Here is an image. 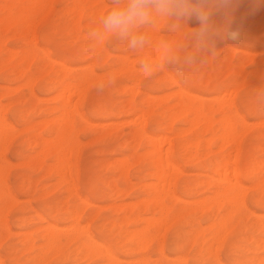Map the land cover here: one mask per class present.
Returning <instances> with one entry per match:
<instances>
[{"label":"bare ground","instance_id":"bare-ground-1","mask_svg":"<svg viewBox=\"0 0 264 264\" xmlns=\"http://www.w3.org/2000/svg\"><path fill=\"white\" fill-rule=\"evenodd\" d=\"M28 1L29 4H23V6L20 4L12 5L6 2L0 6V9L5 12L1 14L4 16L0 18V33L1 31L5 32L12 28L30 33V38L28 37L29 41L26 42L28 46L22 54H19L18 51H14V49L6 50L9 59L7 58L8 60L6 59V62L0 63V72H3L5 68H11L10 66L15 64L12 63V60L16 58L19 61L27 60V62L32 58H43L45 60V64H42V66L44 65L43 77L48 75L47 72L53 69V64H57L58 67L56 66L57 69L54 73L56 78L55 80L53 79L54 81L52 80L54 84L52 87L49 86L47 90L52 88L55 92L53 93L55 94L53 98L57 104L54 106L52 105V107H54V110L58 113L54 114L55 117H50L52 119L43 118L44 120L42 119V121L37 123H23L22 132L28 134L26 143L33 148V151L31 150L32 153L26 157L23 165H28L29 169L32 167L35 168V170L39 169L42 172L44 171L43 173L45 174H54L58 184L57 185L55 182L54 185H65L69 193L68 196L74 195L80 202L72 208L68 206L62 207L57 203L52 205L49 204L50 206L45 205L46 207L44 206L45 208L42 212L46 213L50 218L46 219L42 213H36L34 216H36L40 224L35 228L32 227V231H30L31 228L27 230L28 232L22 233L21 246L18 248L13 245L6 246L5 250L9 264H45L50 259H57L62 262L84 259L92 264L98 259L101 261L97 264H188L187 254L182 253V249L186 244L188 247L190 246L194 249L192 261L196 264L200 261H203L204 264H264V116L260 115L257 109H254L253 105L255 106V103L249 101L250 107H248L247 111L255 120L250 127V123L245 116L236 108V98L241 90L239 87H244L248 84L256 89L264 85V61L261 60L262 62H258L261 64L260 69H258L257 74L249 81H246L243 75L241 76L243 71L240 70L241 67L239 64V67L238 65L230 66L229 69L231 72H235L238 76L240 75L237 79H234L236 81L234 86L238 85L239 87H235L233 91H230L231 87L229 90L224 88L223 91L221 90V93H218L219 95H210L211 97L196 94L191 87L182 85L172 74L163 70L164 73L167 74L171 85L174 84L176 88L170 90V92L163 96L157 95L158 97H152V95L150 96L144 93L140 104H138L141 106L135 107L137 104H134L135 96L141 92L138 82L122 83L119 89H121V92L128 95L126 99V101H128L127 104H129L132 109L135 108L133 113H135L136 118L132 121L135 123L136 127L131 133L132 136L129 135L130 144H132L134 148L129 154L126 155L121 153L117 159H113L108 169H110L111 174H115V176L117 174L119 178H124V182L128 184L127 174L130 163H132L129 159L132 157L138 165L148 161L149 168L146 172L151 180L148 182L144 177H141L135 183V185L139 186L141 191L140 195H137L136 200L105 204L104 206L106 207V205H108L107 208L111 209L112 213L101 222L96 223L95 221L94 223V220H96V211L94 212L95 214H91L89 219L93 225V231H91V225L87 224L89 220L87 219L88 221L86 223L82 222L83 214L81 212L83 208H85L83 206H89L91 203L81 198L76 190L78 170L76 161L73 159L77 155L76 148L77 144H79L76 138V124L79 121L82 126L89 127L90 123L79 112L76 103L84 97L86 86L94 81L110 79L117 74L132 77L141 73V71L137 70V68L132 65L134 57L131 61V59H129L130 57L127 58L122 55L124 57H122L118 67L110 68L106 74H101L102 76L100 75V77L97 75L99 78L94 77L96 74H94L93 66L95 64L97 65L99 61L102 62L104 60L101 58L103 46L101 44L96 46L94 50L90 52L87 51V32L89 28L97 24L102 17L103 12L101 14L96 8H101L106 3L98 6L96 4L100 5L102 0L98 2H92L91 0H72V6H69L70 8H68L67 12L73 14V20L71 21L70 29H65L64 32L70 31L72 34L74 33L73 36L76 38L84 36L85 42L82 46V50L88 52L94 59L93 63H87L90 65H87L84 73L81 75H74L72 78L70 77L71 79L69 78L70 80L66 79V76L73 72L74 68L66 62L52 59L34 41V29L40 18L36 17V7L39 6L43 8L44 13L42 16H44L50 9L51 0ZM236 4L237 0H232V3L226 7L219 6L224 12L225 20L232 15ZM94 5L97 7L94 8ZM84 18H89L90 21L84 26L87 31L82 35L79 22ZM218 19L219 15L217 14L213 16L212 21L216 23ZM166 22V20H162L158 27L150 32V39H157L159 36V29ZM183 26L184 28L187 26L186 20L183 21ZM234 30L239 32V37H242L244 34L242 26H237ZM2 44V37L0 36L1 52L3 51ZM226 48L233 53L237 51L234 45L227 44ZM104 50L106 51V49ZM241 51L244 56L254 54L253 52L251 53V50L247 49H241ZM107 53L104 54V56L110 55ZM141 53L142 57L149 56L153 59H158L159 48L158 46H150L145 48ZM218 64L220 65V63ZM16 67L20 68L16 70V68L13 67L15 68L14 73L23 78L24 84L31 89L30 87L35 77L33 78V76L28 74V70L25 68L26 66L21 67L17 65ZM217 72L218 67H212L206 79L208 80L212 74H216ZM196 78V80L201 82L204 78L203 72H198ZM87 79L90 80L86 82ZM5 80L10 81V78ZM161 80L163 81L164 79ZM161 80H159L160 83L162 82ZM129 81L131 82L132 80L130 79ZM187 81H190V79ZM192 81L195 80L192 79ZM17 85L19 86V84ZM203 86H205V83ZM252 89L253 88L250 89V92ZM53 94L51 95L52 100ZM1 95L2 94H0V96ZM75 98L76 103H73V99ZM170 100L175 101L174 104L172 103L173 105H171V103H169L171 106H167L163 111L159 112L158 107H163L162 101H166L167 103V101ZM209 101L211 102L209 103ZM0 104V246H2L6 237L10 235L11 232L5 217L6 212L9 208L16 205L18 199L13 194L7 182L6 172L8 171L9 163L4 156H2V148L6 145L5 143L6 141L8 142L10 136L12 134L14 135L15 128L2 113L5 111L6 107L3 108L2 103ZM1 108L4 110L2 109V111ZM103 109L101 110L103 111ZM101 110H98V113ZM105 110V112H107V109ZM111 110H113V108H111ZM22 116L21 111L16 112V117L21 118ZM180 118L186 123V128H175L174 122ZM153 119L157 121L158 129L148 132L143 126L147 121ZM112 126L114 125L112 124ZM160 127H163V130H166V132H160ZM19 130L18 128L17 131ZM44 130L49 131V137L41 135V132ZM248 131H253L258 138V140L252 144L251 148L253 150H259L263 155L246 152L241 160L239 142L241 136ZM168 133H171V135ZM204 134L207 136H203ZM255 135L253 136L255 137ZM217 143V146H219L218 155L211 163L212 166L210 168L208 167V173L202 174L199 172L196 178L193 177V180L189 179L185 181L184 184L181 185L180 190L177 191V179L184 172L176 161L175 156H178L183 163H192L201 156L211 154L213 152L212 147ZM144 144L146 147H144V151H141L140 148H142ZM227 145L234 146V151L236 150V155L234 157L230 156L232 152H226L231 151L225 150ZM234 153L235 152H233L232 155H234ZM50 156L53 158V161L48 164V162L46 163V158ZM24 180L26 181V179L20 180L21 183L19 184L20 188L23 189L24 186H27L23 182ZM127 184L123 187H119V184L113 186L110 184L112 187V195L116 197L123 195L127 189L129 190ZM201 186L211 191V194L207 196L204 195V197L201 196V198L196 196V198L192 197L194 191ZM27 189L29 190V188ZM49 189L42 190V194L47 195L51 190ZM189 196H191V198L187 199ZM248 196L250 200L258 206V210L252 211L248 209L246 205V198ZM79 205H82V209ZM102 206L99 205V208L101 207L102 209ZM98 209L96 210L98 211ZM209 212H211V214ZM196 213L200 215L209 213L210 220L205 227L199 224L198 221L200 220L196 219ZM148 214H151V216ZM64 215H67L66 218H69L70 222L66 225H60ZM16 219H18V224L20 225H23L28 220L19 217ZM248 219H250L251 222L249 226L244 227L243 222ZM174 224H180V228L176 230L172 240H169L170 252L175 255L174 257H169L170 255L167 256L164 254L165 250L163 251V248L165 245L162 246V239L166 229ZM95 232H97V234ZM205 232L208 233V237H204ZM229 238H231V240L228 241L227 244L228 256L225 263H223L218 257V252L225 246ZM157 239L158 247L155 249L157 250V257L151 259L147 254V250ZM166 243L167 241L165 244ZM20 252L25 254V256L19 257L18 254H20ZM120 254L132 258H129L130 260H126L127 258L122 260L119 257ZM136 254H138V256H136ZM134 256H136V258H133ZM5 262L3 261V264ZM0 264H2L1 258Z\"/></svg>","mask_w":264,"mask_h":264},{"label":"rangeland","instance_id":"rangeland-1","mask_svg":"<svg viewBox=\"0 0 264 264\" xmlns=\"http://www.w3.org/2000/svg\"><path fill=\"white\" fill-rule=\"evenodd\" d=\"M91 1L98 2L99 0H91ZM5 2L10 3L12 5L20 4L21 6H23V4H26V5L29 4L28 0H0V6L1 4ZM72 3H73L72 0H51L50 9L48 13L44 16H42V14L44 13L43 8H40L39 6L36 7V17L37 18L40 17V18L38 19L37 25L35 26V29H34V41L38 44L40 48H42L52 59H55L61 62H66L72 68H74L75 72L73 71L69 73L70 75L68 74L66 76V79L68 80H70L72 76L74 75H78V74L81 75L82 73H84L87 65L88 66L90 65L87 63H93V59H94V57L91 56L88 52L82 50V46L85 42V39L83 38L84 36L82 35H84L87 31L86 27L84 26L86 25L88 21H90L89 18H84L79 22L80 32L82 34L81 35L82 37L79 36L76 38L75 36H73L74 33L72 34L70 31H67L66 33L64 32L65 29H70L71 21L73 20V17H72L73 14H71L70 12L69 13L67 12L68 8H70L69 6H72ZM103 4L105 5L102 6L101 8H96V10H99L101 14L103 12L102 16L106 14L107 11L109 10L110 0H102L100 5L99 4H96V5L101 6ZM95 7L97 6L94 5V8ZM4 13L5 12L0 9V16H1L0 18L4 16V15H1ZM217 14L219 15V19L216 21L215 24L223 25L227 23L232 30L237 28V26L243 27L244 34L242 35V37L240 36L242 41L240 37L236 41L217 39L216 49L219 51L218 56L216 58H210L207 64L203 65L198 70L193 72L188 78L190 79V81H187L188 79L184 80V79L177 77V75L175 74V68L171 66L165 69L167 72L172 74V76L175 79H177L179 83H181L182 85L191 87L196 94L205 96V97H209L210 95H213V96L219 95L218 93L219 92L221 93L224 88H227L229 90L231 87L230 91H233L235 87L236 88L239 87L238 85L234 86V84L236 83L234 79H237L240 75L238 76L235 72L234 73L231 72L229 69L230 66L232 65L236 66L239 64L240 67L242 68V69L240 68V70L243 71V74H241V76L243 75L245 80L249 81L257 74L258 69H260L261 64H259L258 62L261 60L264 61V0H237V4L233 10V13L227 20L224 19V12L220 9L219 6L214 7L211 20H213V16ZM166 23L161 26L160 28L161 30L159 29L158 31L159 36L157 37V39L155 40L150 39V44L147 47L158 46V42L162 37L167 38L170 35L167 29L165 28ZM186 25L187 26H185L184 28L185 32H188L192 29H197L200 26L199 21L197 20L195 16H192L191 18L186 19ZM244 25H247V26H244ZM185 32L178 33L176 34L175 37H172V38L178 41H183L185 39ZM1 33H0V36L2 37L3 51L2 52L0 51V63L6 62L9 59L8 58L9 56L6 50L14 49V51H18L19 54L20 53L22 54L26 50L25 48H27L28 46V43L26 42H28L30 38L29 32H26L27 33L26 35L24 30L21 31L20 29L12 28L5 32L1 31ZM187 44H188V47L190 48L191 41L190 40L187 41ZM225 44L236 46L237 51H235L234 53L231 51H228ZM102 46H103V51L105 53L102 51L101 58L104 60L102 62L99 61L97 65L95 64L93 66L94 74H96L94 77H98V76L100 77L101 74L102 75L106 74V72H108L110 68L112 67H118L121 62L122 57L124 56H126L127 58L130 57L129 59H131V61L134 57L135 60L133 59L132 65L135 68H137V70H140L138 65L142 57V53H133L131 51H128L126 46L117 44L116 42L111 41V40L104 43V45L102 44ZM104 49H106V51ZM241 49L251 50V53L253 52L254 54L244 56ZM107 52L110 55L104 56V54H106ZM17 60H18L17 58L13 59L12 63L13 64L15 63L21 67L26 66L25 68L28 70V74L30 76H33V78L35 77V80L30 87L31 89H29V87L24 84V79L16 75V73H14L15 68L16 70L20 68V67L19 68L16 67L17 65L15 64L10 66L11 68H8V69L5 68L3 72H0V94H2L0 96V103H2L3 108L6 107L5 111L2 113L5 115L7 120L15 128L14 135L12 134L10 136V139L8 140V142L6 141L5 143L6 145L4 144L5 146H3L4 148H2L3 150L2 156H4V158L9 163V166L7 169L8 171L6 172L7 182L11 190L13 191V194L18 199L16 205L9 208L5 216L8 226L11 229V232H10V235L6 237L4 244L0 246V258H1L2 264H3V261L5 262L6 260L7 261L4 264H9V260H8V257L6 255V250H5L6 246L13 245L14 247H17V248L20 247L21 242H22L21 240L22 233H26L28 232L27 231L28 229H31L32 227L35 228L37 225L40 224L36 216H34L36 213H42L43 216L46 219H48L50 218V216L42 212V210L46 206H50L52 204L57 203L61 205L62 207L68 206L69 208H72L76 204H79L80 202V200L77 199L74 195L68 196L69 193L66 190L67 187L65 185L57 186L58 184L56 182V177L54 174H48V173L45 174L43 173L44 171L42 172L39 169L35 170V168H32V167H30L29 169L28 165L26 166L23 165V162L26 159V157L30 155L33 151L32 146L26 143L28 134L25 132H22L24 124L26 122L37 123V122L42 121L43 118L52 119L53 116L55 117L54 114L58 113L56 110H54V107H52V105L54 106L57 104V102L53 98L55 95L53 93L55 92L52 88L50 90H47L49 86L52 87L54 84L53 81L56 78L54 73L58 65L53 64L52 65L53 69L47 72L48 75L43 77L44 65L42 66V64H45V60L43 58H37V57L32 58L30 61L28 60L29 64L27 60H22V61H19V60L17 61ZM216 63L217 64L220 63V65L219 64L217 65ZM211 66L212 67L217 66L218 72L216 74H212L210 78L207 80L206 78L208 77L210 69L212 68ZM200 71H202L204 74V78L201 80L202 83L199 82V80H196L197 79L196 75ZM226 71L228 72V75ZM165 74L166 73H164V71H158L151 77H146L142 72L132 77H128L122 74H117L115 76H112L110 79L103 80L105 83H107L109 80L112 81V83L108 87L105 88L104 92L99 93L96 90L98 83H100L102 80L94 81L88 84L89 86L88 85L86 86L85 95L82 98V100L76 103V98L73 99V103L74 102L76 103V106L79 112L90 123L89 127L82 126L79 121H78L79 124L78 122L76 124V127H77L76 138L78 140L77 143L79 144H77V148H76L77 155L75 154L76 156L75 158H73L76 161V166L78 170V177L76 179V186H77L76 190L78 194L81 196V198L86 199L91 203L89 206H83L85 208H83V211H81L83 214L82 222L86 223L90 219V215L95 214L94 213L95 211H96V214H95L96 220H94V223L95 221L96 223L101 222L102 220H104L107 216H109L112 213L111 209L107 208L108 205H106V207L104 206L105 204L120 203V202H125V201L129 202V200L130 201L136 200L137 195H140L141 191L139 189V186L135 185V183L141 177H144L146 181L148 182L149 180H151L148 173L146 172L149 168L148 161L143 162L142 164L140 163V165H138L136 164L135 159L133 160L132 157L129 159V161H131L133 164L130 163V166H129V170L127 174L128 184L124 182L125 180L124 178L122 177L119 178L117 174L116 176L115 174H111L110 173L111 171L108 168L110 167L109 164L113 161V159L114 160L115 158L117 159V157H119L121 153H124L126 155L129 154V152L132 151L134 148V146L130 144V136H132L131 133L135 130L134 128L136 127L135 123H133L132 121L133 119L136 118L135 113H133L135 108L132 109L129 106V104H127L128 101H126V99L128 95L124 94V92H121V89H119L121 84L122 83L124 84V82L125 83L126 82L127 83L138 82L141 92L135 96L134 104L137 103L135 105V107H137V106H141L138 104H140L144 96V93L149 94L150 96L152 95V97H158L157 95L163 96L166 93L170 92V90H173L176 88L174 84L171 85L167 74L166 76ZM7 77L10 78V81L5 80V79H8ZM130 79L132 80L131 82L129 81ZM161 79H164V80L162 81ZM192 79L195 81H192ZM89 80L90 79H87L86 82ZM159 80L162 81L161 82L162 84L160 83ZM191 81L193 82V84ZM164 83L167 85H165ZM204 83H205V86H203ZM17 84H19V86ZM208 84H210L211 87ZM20 85H23V86H20ZM239 88H241V90L239 91L238 97L236 96L238 98V100L236 98V108L241 114L245 116L247 121L250 123L249 126L251 127V124H253L255 120L253 119L251 115L248 114L247 109L248 107H250L249 101H253L251 92L255 88L248 84L245 85L244 87H239ZM251 88L253 89L250 92ZM52 94H53L52 96L53 100L51 99ZM174 102L175 101H172V100L167 101V103L166 101H162L163 107L159 106L158 111L159 112L163 111L167 106L173 105ZM210 102L211 101H209V103ZM169 103H171V105H169ZM108 105H111V106H108ZM110 107L113 108V110H111ZM114 107L116 110L114 109ZM253 107L255 110L257 109V112L260 113V115L264 116V111H261L258 107H256V105L255 106L253 105ZM3 108H1V110ZM125 108L127 109V111ZM101 109H103V111ZM105 109H107L108 113L105 112L106 111ZM98 110H101V111H99L98 113ZM18 111H21L23 115L21 118L16 117V112ZM113 112L116 114H114ZM129 117L131 118V120ZM155 121H156L155 119L147 121V123L144 124L143 126L144 128H146L145 130L148 132L157 130L158 124H157V121L156 122ZM150 122H152L153 124ZM112 124L114 126H112ZM174 126L175 128L180 129V128H186L187 125L183 121V119L180 118L174 122ZM18 128L21 130V132L20 130L17 131ZM163 129H164L163 127H160L159 131L166 132V130H163ZM42 132H41V135L43 136L45 135L44 137H49V134H48L49 131L44 130ZM168 134L171 135V133H168ZM253 135H255L253 131H248L245 134H243V136H241L240 138L239 147L241 151V160H242L243 155L246 152H251L252 154L255 153L258 155H263V153L260 152L259 150H253L251 148L252 144L256 142V140H258L257 136L255 135L256 137L255 139ZM203 136H207V135L204 134ZM217 145L218 143L212 147L213 152L211 154L206 155V156H201L199 159H197L196 161L192 163H187V164L183 163L178 156H175L176 161L178 162V164L182 168V171L184 172L177 179V185H176V188L178 187L177 191L180 190L181 185H183L185 181L189 179L193 180L194 178H196V175L199 174V172L202 174L208 173L207 169H209L212 166L211 163L218 155L219 146ZM144 147H146L145 144L143 145L142 148H140V150L144 151ZM225 150H231V151H226V152L228 153L232 152L230 154V156L232 157L236 155V150L234 151L233 145H227ZM233 152H235L234 155H232ZM46 159H47L46 163L48 162V164L52 163L53 161V158L51 156ZM19 163H21L22 165ZM23 179H26V181L24 180L23 182L27 185V186H24V189L20 188L19 186V184L21 183L20 180H23ZM102 181L104 184L102 183ZM55 182L57 185H54ZM110 184L112 186L115 184H119L118 185L119 187H123L127 184V187L129 188V190L127 189V191L123 193V195L116 197L112 195V187L110 186ZM27 188H29V190ZM46 189L47 190L49 189L50 192H48L47 195H43L42 190H46ZM32 190L33 191L36 190V191L33 192ZM210 194H211V191L207 190L204 186H201V187H198L194 191V194L192 197L196 196V197L201 198V196L204 197V195L207 196ZM188 198H191V196L187 197V199ZM64 202H67V203H64ZM62 203H64L65 205ZM92 203L95 205H93ZM246 203H247L246 205L249 210L256 211L259 209L257 208L258 206L250 200L249 196L246 198ZM97 205H98V208H99V205L102 206V209L101 207L98 209ZM96 209H98V211ZM209 213L211 214V212ZM209 213H206L204 215H200L199 213H196L195 215L196 219L200 220L198 222L199 224H201L202 227H205L206 224H208L210 220ZM148 215L151 216V214H148ZM66 216L67 215H64V217L61 219L60 225H66L70 222L69 218H66ZM18 217L25 218L28 220L23 225H20L18 224V219H16ZM250 222H251L250 219L244 220L243 222L244 227L249 226ZM87 224L91 225L90 230L93 231L92 229L93 225L90 220L87 222ZM33 228L30 231H32ZM178 228H180V224H174L171 227L167 228L166 231L164 232L165 237L163 236L162 246L165 245L163 248V251L165 250L164 254L167 256L170 255L169 257L175 256L172 252H170L171 250L169 249V243L172 240L173 235ZM95 233L97 234V232ZM204 237H208L207 232H205ZM158 239L155 240L151 244L150 248L147 250V254L149 255V257H151V259H155V257H157V250L155 249L158 247ZM230 240L231 238L227 240L225 246L221 248L218 252V257L220 261L223 263H225L227 256H228L227 244H228V241ZM166 241L167 243L165 244ZM190 248L191 247L190 246L188 247V245L186 244V246H184V248L182 249V253L187 254L188 264H196L192 261V255L194 254V249L193 248L190 249ZM123 255L124 254H120L119 256L122 260H125L126 258H127L126 260H130L132 258L126 255L125 256ZM18 256L24 257L25 254L20 252ZM136 256H138V254H136ZM136 256H134L133 258H136ZM75 261L76 260L62 262L57 259H50L45 264H83V263L92 264L91 262L86 261L84 259H81L76 262ZM100 261L101 260L99 259L95 260L93 264H97ZM197 264H204V263L203 261H200Z\"/></svg>","mask_w":264,"mask_h":264},{"label":"clouds","instance_id":"clouds-1","mask_svg":"<svg viewBox=\"0 0 264 264\" xmlns=\"http://www.w3.org/2000/svg\"><path fill=\"white\" fill-rule=\"evenodd\" d=\"M231 3L232 0H110L107 13L87 32V51L111 40L126 46L128 51L141 53L150 44V32L166 20L165 28L170 35L159 40L158 59L144 56L138 67L146 77H151L171 66L177 77L186 80L210 58L218 56L217 39H239V32L227 23L217 25L211 20L214 7H226ZM192 16L200 26L185 32L183 21ZM181 32H185L183 41L172 38ZM111 83V80L101 81L97 92H104ZM251 96L255 105L264 111V85L252 90Z\"/></svg>","mask_w":264,"mask_h":264}]
</instances>
